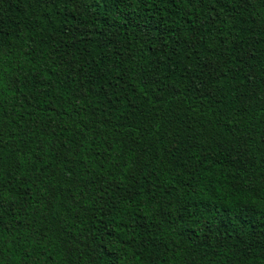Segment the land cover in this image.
<instances>
[{
	"label": "trees",
	"instance_id": "trees-1",
	"mask_svg": "<svg viewBox=\"0 0 264 264\" xmlns=\"http://www.w3.org/2000/svg\"><path fill=\"white\" fill-rule=\"evenodd\" d=\"M0 264H264V0H0Z\"/></svg>",
	"mask_w": 264,
	"mask_h": 264
}]
</instances>
